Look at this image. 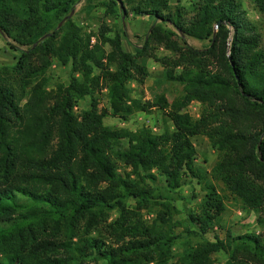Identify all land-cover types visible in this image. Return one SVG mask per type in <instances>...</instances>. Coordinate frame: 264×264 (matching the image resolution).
<instances>
[{
    "label": "trees",
    "instance_id": "1",
    "mask_svg": "<svg viewBox=\"0 0 264 264\" xmlns=\"http://www.w3.org/2000/svg\"><path fill=\"white\" fill-rule=\"evenodd\" d=\"M77 1L0 0V33L26 46L12 67H0V264H208L219 250L226 251V264H264V236L253 233L204 241L172 259L174 236L139 217L153 190L144 181L155 179L151 169L168 190L179 187L182 176L194 175L196 134L219 151L214 170L224 186L245 208L263 211L264 52L240 1L190 0L193 15L186 19L179 8L170 10L167 0H120L134 14L209 40L205 50L184 46L161 60L168 66L165 77L183 89L167 112L172 130L161 135L103 125L108 113L124 118L150 108L127 85L141 84L146 75L145 46L129 53L114 35L105 38L110 48L104 53L97 42L88 46V34H80L69 18L60 34L63 26L56 23ZM252 1L260 9L264 5ZM159 22L150 26L149 37L171 44L175 31ZM51 58L69 63L79 77L47 90ZM100 86L108 108L97 107ZM83 96L88 108L73 112ZM191 100L204 104L197 119L180 110ZM118 164L129 172L121 175ZM128 197L135 200L130 211ZM110 208L118 216L109 225L112 242L106 243L89 233ZM222 210L221 197L209 185L198 211L188 217L204 233ZM157 218L169 221L161 212ZM257 220L264 226V216Z\"/></svg>",
    "mask_w": 264,
    "mask_h": 264
},
{
    "label": "rangeland",
    "instance_id": "2",
    "mask_svg": "<svg viewBox=\"0 0 264 264\" xmlns=\"http://www.w3.org/2000/svg\"><path fill=\"white\" fill-rule=\"evenodd\" d=\"M189 1L167 0V4L170 10L175 8L182 10L181 16L187 19L193 15ZM239 1L245 19L254 26L258 35L257 48L264 52V5L263 9H260L252 0ZM102 2H107V0H78L66 15L70 13L68 18L79 29L80 34H88V46L97 42L104 53L110 48L105 42V38L114 35H119L123 49L129 53H134L135 49L145 46L146 75L141 84L129 81L127 85L131 87L133 97L139 98L140 102H148L146 106H150L145 110H133L124 118L108 113L102 118L103 125L109 128H125L131 132L146 129L156 135L170 133L172 124L167 117V112L172 109L173 103L180 100L183 89L181 83L165 77V70L168 69V66L163 65L161 60L175 56L177 48H184V46L200 51L205 50L209 47V40L182 35L168 23H160L146 15L134 14L129 10V6L122 5L120 0H114L115 3L112 7H107ZM66 15L56 23V28L63 26L60 34L65 31L64 20L68 19ZM158 22L164 29L175 31L176 36L171 37V44L156 42L149 37L150 26ZM213 28L215 31V25ZM25 48V45H19L0 33V67H12L18 60L20 51ZM108 66L112 68L113 64ZM173 69L178 71L180 67L176 66ZM93 73L96 74L97 70L94 69ZM71 75L79 77L76 72L71 71L69 63L62 65L56 58H51V63L45 72V88L53 90L58 85H66ZM95 96L98 109L108 108L105 88L100 86ZM88 104L87 96L77 99L73 106V112L87 109ZM203 108L202 102L191 100L180 110L187 112L191 118L197 119ZM191 142L194 148V175L182 176L179 187L168 190L163 186L162 178L157 171L151 169L150 172L155 175V179L151 182L144 178V181L149 183L153 190L145 198V206L139 210L141 220L147 225L154 223L157 227L168 230L167 232L174 236L171 243L172 259L188 248L195 247L204 241H213L215 238L225 240L228 235L237 236L245 233L263 237L264 226L259 224L257 217L264 216V202L263 211L259 213L245 208L239 197L229 191L215 173L219 151L203 134L192 136ZM123 143L125 144V141ZM161 147L167 150L168 143L162 142ZM117 170L121 175L124 174V171L129 172V169L122 164L117 165ZM130 178L136 179L134 174H130ZM209 185H212L221 197L223 210L207 230L201 233L196 225L189 220L188 214L198 211ZM18 199L20 204L25 202V199L21 197ZM124 202L129 211L133 210L135 204L133 198L128 197L124 199ZM160 212L169 219L167 224L158 220L157 214ZM105 215V219H101L89 235L110 243L112 238L109 225L118 216V210L115 208L106 209ZM227 258L226 251L219 250L211 253L208 264H226Z\"/></svg>",
    "mask_w": 264,
    "mask_h": 264
},
{
    "label": "water",
    "instance_id": "3",
    "mask_svg": "<svg viewBox=\"0 0 264 264\" xmlns=\"http://www.w3.org/2000/svg\"><path fill=\"white\" fill-rule=\"evenodd\" d=\"M118 4L120 5V2H118ZM70 16V13L68 14V15H66V18H68ZM63 20V19H62ZM61 20V21H62ZM60 24V22L58 23V25ZM218 24H219V21H217L216 23H215V27H217L218 26Z\"/></svg>",
    "mask_w": 264,
    "mask_h": 264
}]
</instances>
